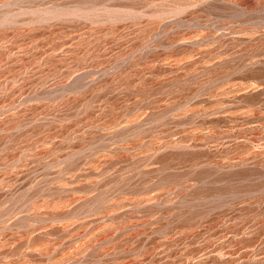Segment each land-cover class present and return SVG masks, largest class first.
I'll return each instance as SVG.
<instances>
[{"label":"rangeland","instance_id":"obj_1","mask_svg":"<svg viewBox=\"0 0 264 264\" xmlns=\"http://www.w3.org/2000/svg\"><path fill=\"white\" fill-rule=\"evenodd\" d=\"M0 264H264V0H0Z\"/></svg>","mask_w":264,"mask_h":264}]
</instances>
